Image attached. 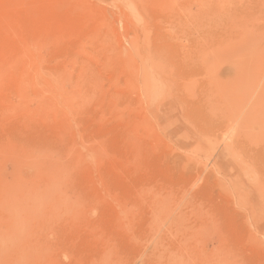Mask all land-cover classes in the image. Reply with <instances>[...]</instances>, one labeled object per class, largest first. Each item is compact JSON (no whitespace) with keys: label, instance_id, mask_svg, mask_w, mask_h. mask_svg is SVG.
<instances>
[{"label":"rangeland","instance_id":"374dc122","mask_svg":"<svg viewBox=\"0 0 264 264\" xmlns=\"http://www.w3.org/2000/svg\"><path fill=\"white\" fill-rule=\"evenodd\" d=\"M21 255L264 264V0H0V264Z\"/></svg>","mask_w":264,"mask_h":264},{"label":"bare ground","instance_id":"6f19581e","mask_svg":"<svg viewBox=\"0 0 264 264\" xmlns=\"http://www.w3.org/2000/svg\"><path fill=\"white\" fill-rule=\"evenodd\" d=\"M8 241V240H7ZM9 243V242H8ZM13 244V243H12ZM5 245V244H4ZM14 245V244H13ZM24 254V253H23ZM24 257H23V255H21L20 257H19V259H18V261L16 262V264H22L23 263V259Z\"/></svg>","mask_w":264,"mask_h":264}]
</instances>
